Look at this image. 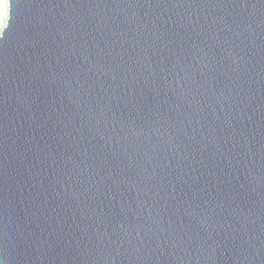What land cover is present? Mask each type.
I'll return each instance as SVG.
<instances>
[{
    "label": "water",
    "instance_id": "1",
    "mask_svg": "<svg viewBox=\"0 0 264 264\" xmlns=\"http://www.w3.org/2000/svg\"><path fill=\"white\" fill-rule=\"evenodd\" d=\"M10 13L0 264H264V0Z\"/></svg>",
    "mask_w": 264,
    "mask_h": 264
},
{
    "label": "snow or ice",
    "instance_id": "2",
    "mask_svg": "<svg viewBox=\"0 0 264 264\" xmlns=\"http://www.w3.org/2000/svg\"><path fill=\"white\" fill-rule=\"evenodd\" d=\"M10 9H11V0H8V2H7V11L4 12V13H0V15L7 17V20H8L7 27H10L11 26V13H10ZM6 30H7V28H6Z\"/></svg>",
    "mask_w": 264,
    "mask_h": 264
},
{
    "label": "clouds",
    "instance_id": "3",
    "mask_svg": "<svg viewBox=\"0 0 264 264\" xmlns=\"http://www.w3.org/2000/svg\"><path fill=\"white\" fill-rule=\"evenodd\" d=\"M7 11V0H0V13Z\"/></svg>",
    "mask_w": 264,
    "mask_h": 264
},
{
    "label": "rangeland",
    "instance_id": "4",
    "mask_svg": "<svg viewBox=\"0 0 264 264\" xmlns=\"http://www.w3.org/2000/svg\"><path fill=\"white\" fill-rule=\"evenodd\" d=\"M5 24H6V22H5ZM2 26L4 27V18L2 15H0V32H1V29H3Z\"/></svg>",
    "mask_w": 264,
    "mask_h": 264
},
{
    "label": "bare ground",
    "instance_id": "5",
    "mask_svg": "<svg viewBox=\"0 0 264 264\" xmlns=\"http://www.w3.org/2000/svg\"><path fill=\"white\" fill-rule=\"evenodd\" d=\"M3 18H4V26H5V22H6V20H7V17L6 16H3ZM3 27V26H2ZM2 30V29H1Z\"/></svg>",
    "mask_w": 264,
    "mask_h": 264
}]
</instances>
